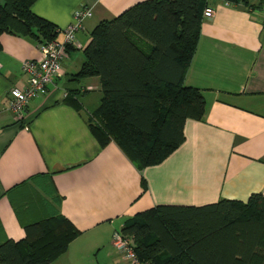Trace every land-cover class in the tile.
Listing matches in <instances>:
<instances>
[{
    "label": "crops",
    "instance_id": "1",
    "mask_svg": "<svg viewBox=\"0 0 264 264\" xmlns=\"http://www.w3.org/2000/svg\"><path fill=\"white\" fill-rule=\"evenodd\" d=\"M142 1L36 0L30 11L56 28L58 41L74 11L88 8L90 16L64 50L61 77L27 102L20 119L8 110L7 91L26 86L21 64L38 61L40 53L33 39L0 35V243L18 241L25 225L59 215L78 235L49 264H130L112 248L111 235L133 215L158 205L264 197L262 7L210 1L213 15L201 20L182 80L200 92L204 112L199 121H184L183 142L160 163L138 170L114 143L101 146L90 133L87 111L98 103V81L66 80L95 25ZM71 86L83 109L62 103Z\"/></svg>",
    "mask_w": 264,
    "mask_h": 264
},
{
    "label": "trees",
    "instance_id": "2",
    "mask_svg": "<svg viewBox=\"0 0 264 264\" xmlns=\"http://www.w3.org/2000/svg\"><path fill=\"white\" fill-rule=\"evenodd\" d=\"M35 1L0 0V35L28 37L37 45L55 39L56 28L30 11ZM210 1L144 0L98 22L78 69L66 80L97 79L100 97L87 114L89 131L101 146L114 143L138 170L160 163L183 142L185 120L202 118L200 92L182 80ZM219 1L264 8V0ZM64 90L62 103L78 109L79 89ZM119 232L142 263L264 264V197L158 205L127 219ZM23 234L0 243V264H49L78 231L53 215L25 225Z\"/></svg>",
    "mask_w": 264,
    "mask_h": 264
},
{
    "label": "built area",
    "instance_id": "3",
    "mask_svg": "<svg viewBox=\"0 0 264 264\" xmlns=\"http://www.w3.org/2000/svg\"><path fill=\"white\" fill-rule=\"evenodd\" d=\"M213 11L206 7L202 11V18H210ZM90 16L88 8L78 9L72 13L71 21L60 33V41L53 39L42 44H38L40 59L38 61H24L21 64V71L27 76V83L23 89L10 88L7 91L9 112L20 119L27 102L35 95L44 94L46 87L53 80L61 77L60 64L66 47L75 45L74 36L82 30V22ZM57 31V30H56ZM112 248L130 264H147L139 262L134 255L131 240L123 236L119 231L111 235Z\"/></svg>",
    "mask_w": 264,
    "mask_h": 264
},
{
    "label": "rangeland",
    "instance_id": "4",
    "mask_svg": "<svg viewBox=\"0 0 264 264\" xmlns=\"http://www.w3.org/2000/svg\"><path fill=\"white\" fill-rule=\"evenodd\" d=\"M135 43H136V41H135ZM139 43L141 44V48L143 49V51L146 53V52H148V44L147 43H143V42H140L139 41ZM79 52V51H78ZM78 52H76V53H78ZM78 86H79V84H78ZM91 99H92V96H91ZM79 106H80V108L81 109H83V107L81 106V104H79ZM87 111V110H86ZM89 113V111H87V114Z\"/></svg>",
    "mask_w": 264,
    "mask_h": 264
}]
</instances>
